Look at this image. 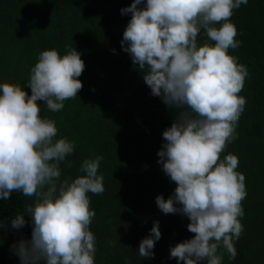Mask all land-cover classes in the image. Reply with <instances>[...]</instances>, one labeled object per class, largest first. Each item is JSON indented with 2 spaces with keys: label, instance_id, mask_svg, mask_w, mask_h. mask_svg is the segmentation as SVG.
<instances>
[{
  "label": "clouds",
  "instance_id": "obj_1",
  "mask_svg": "<svg viewBox=\"0 0 264 264\" xmlns=\"http://www.w3.org/2000/svg\"><path fill=\"white\" fill-rule=\"evenodd\" d=\"M247 4L133 0L121 9L131 13L123 50L143 73L151 95L176 112L157 155L177 187L167 200L158 195L156 204L166 215L186 216L187 229L195 234L170 247L169 258L177 264H221L220 248L234 260L235 241L244 231L239 218L245 215L246 178L236 171L238 157L229 153L221 159V153L238 139L236 128L246 105L239 94L248 68L229 49L241 44L231 17ZM84 68L81 53L65 45L63 55L55 48L38 54L27 81L31 95L18 83H0V200H9L14 192L33 198L24 214L11 220V228L20 229L25 215L32 219L31 239L12 245L21 264H95L96 237L90 225L96 213L88 194L105 191L104 177L98 174L103 157L84 159L78 169L83 175L61 180L60 165L72 167L66 157L73 154L75 142L55 139V120L42 118L37 104L43 101L48 110L61 111L82 89L77 78ZM160 238L156 221L138 255L153 259Z\"/></svg>",
  "mask_w": 264,
  "mask_h": 264
},
{
  "label": "trees",
  "instance_id": "obj_2",
  "mask_svg": "<svg viewBox=\"0 0 264 264\" xmlns=\"http://www.w3.org/2000/svg\"><path fill=\"white\" fill-rule=\"evenodd\" d=\"M132 2L0 0V83H18L31 95L27 81L41 51L55 48L63 55L65 45H71L81 53L85 68L77 78L82 83L77 97L66 100L59 112L48 110L43 101L37 104L42 118L55 120V139L75 142L73 154L66 157L72 167L60 165L61 180L83 175L78 169L84 159L103 157L98 174L104 177L105 191L88 194L96 213L90 225L95 258L100 264H177L169 258L170 247L195 234L188 231L186 216L166 215L156 204L158 195L167 200L177 187L157 155L176 112L151 95L143 73L121 46L131 19L121 9ZM231 22L241 44L229 54L247 66L249 76L239 94L246 105L236 128L238 139L227 144L221 159L229 153L238 157L236 171L245 175L247 197L242 201L245 215L239 218L244 231L234 244L236 258L229 259L223 248L218 254L224 253L221 264H264V0H248L234 10ZM32 202L19 192L0 200V264H21L3 246L31 239L29 215L20 229H12L11 220ZM156 221L161 238L155 242L154 258L144 259L138 255L139 244Z\"/></svg>",
  "mask_w": 264,
  "mask_h": 264
},
{
  "label": "rangeland",
  "instance_id": "obj_3",
  "mask_svg": "<svg viewBox=\"0 0 264 264\" xmlns=\"http://www.w3.org/2000/svg\"><path fill=\"white\" fill-rule=\"evenodd\" d=\"M12 243L11 242H5L4 246H3V251L7 254V255H11L13 254V250H12ZM96 247V251H97V245H95ZM96 254V253H95ZM95 260V264H100V259L94 258Z\"/></svg>",
  "mask_w": 264,
  "mask_h": 264
}]
</instances>
